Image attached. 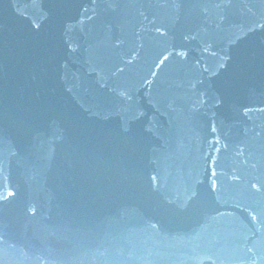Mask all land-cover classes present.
Here are the masks:
<instances>
[{"label":"water","instance_id":"95a60500","mask_svg":"<svg viewBox=\"0 0 264 264\" xmlns=\"http://www.w3.org/2000/svg\"><path fill=\"white\" fill-rule=\"evenodd\" d=\"M1 211L0 264H264V0H0Z\"/></svg>","mask_w":264,"mask_h":264},{"label":"snow or ice","instance_id":"6c2138e0","mask_svg":"<svg viewBox=\"0 0 264 264\" xmlns=\"http://www.w3.org/2000/svg\"><path fill=\"white\" fill-rule=\"evenodd\" d=\"M166 59V58H165ZM163 61H161V63H162Z\"/></svg>","mask_w":264,"mask_h":264}]
</instances>
